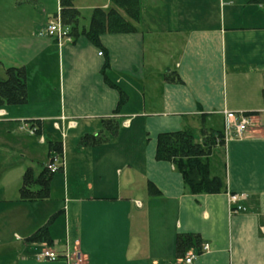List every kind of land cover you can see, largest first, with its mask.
Returning a JSON list of instances; mask_svg holds the SVG:
<instances>
[{
	"label": "crops",
	"instance_id": "obj_1",
	"mask_svg": "<svg viewBox=\"0 0 264 264\" xmlns=\"http://www.w3.org/2000/svg\"><path fill=\"white\" fill-rule=\"evenodd\" d=\"M73 6L77 30L59 45L45 32L59 0L0 2V59L24 66L27 85L26 103L0 106L2 133L19 121L41 135L52 128L64 160L48 198L21 201L32 146L0 140V264H185L197 249L178 256L180 234L209 244L190 264H264V0H139L134 30L104 32L98 44L81 33V14L112 0ZM45 57L55 83L43 81ZM224 111L250 115L251 127L227 132ZM184 129L199 143L223 134L209 159L225 191L192 194L173 163L155 158L158 134ZM229 193L246 195L244 210L230 211ZM44 248L67 258H38Z\"/></svg>",
	"mask_w": 264,
	"mask_h": 264
},
{
	"label": "trees",
	"instance_id": "obj_2",
	"mask_svg": "<svg viewBox=\"0 0 264 264\" xmlns=\"http://www.w3.org/2000/svg\"><path fill=\"white\" fill-rule=\"evenodd\" d=\"M74 0H59L60 15L71 28L73 35L77 30L79 12L73 6ZM113 5L108 9L96 8L93 10L89 24L83 33L90 41L99 43V35L104 32H131L134 30L133 21L139 20V0H112ZM122 10L124 15L120 12ZM27 101L26 69L24 66H8L5 68V77L0 78V106L22 105ZM38 133V131H35ZM92 141H97L92 138ZM88 138L83 141L88 143ZM91 141V140H90ZM223 142L220 131L205 132L202 141L196 142L193 133L188 130L161 132L157 136L155 158L169 161L181 173L184 183L192 194H214L225 191L222 177L210 173L209 155L214 145ZM61 141L49 142V156L61 154ZM53 172L43 167L37 175L28 168L22 176L19 188V200H43L48 198L50 181ZM150 194L156 193L149 184ZM44 237V230H38L32 240ZM201 240L196 234H180L176 239V253L184 256L189 249L200 250Z\"/></svg>",
	"mask_w": 264,
	"mask_h": 264
},
{
	"label": "rangeland",
	"instance_id": "obj_3",
	"mask_svg": "<svg viewBox=\"0 0 264 264\" xmlns=\"http://www.w3.org/2000/svg\"><path fill=\"white\" fill-rule=\"evenodd\" d=\"M0 2H8V0H0ZM27 2V1H26ZM25 15H27L29 17V14H31V8H25ZM90 14H91V10L90 9H85L84 11H82L81 14V23H84L89 21L90 19ZM4 15V11L2 9H0V16ZM22 16V14H21ZM47 25V24H46ZM45 25V26H46ZM14 43L12 41L10 42H5L4 44L8 47V48H13L14 45L12 47L11 44ZM7 48V49H8ZM10 51V49H9ZM8 55H10L8 53ZM9 57H4V59H0V78H4L5 77V67L7 66H11V65H19L17 63H14L15 61H13L12 59H7ZM46 61H45V65H43L44 70H46V74L43 75V81L46 82L47 84L50 83H55L57 80V76H56V70H55V66H54V60L52 57H45ZM36 62H32L31 64H29V70L33 71L34 73H30L31 76H33V80H35V84L39 85V75H37V68L35 66ZM30 76V77H31ZM11 107H16V106H11ZM43 106H34L32 107V109L34 110H43ZM248 115V114H247ZM249 117V121L248 123H246L244 129L240 132L237 133L235 127H231V129L229 131H234L237 135L242 134L245 130H247L249 127H251V119H250V115ZM3 120L1 119V122ZM76 124V123H75ZM21 126H23L25 129L20 128ZM3 127L5 128L6 126L3 124H0V140H5L6 142H8L9 146L11 148H14L16 150H22L24 149L25 145L29 143V145L32 146V158L34 160L33 164H32V170L33 173L41 170L43 168V163L48 160V156H47V151H48V140L49 138H54L58 141L62 140L61 134H59L56 130H52V128H49L46 131V134L41 135V134H29L30 129H33L30 125L29 122H24V121H19L16 124L11 125L10 127V132L9 133H2V129ZM228 131V132H229ZM196 139L198 138V134L196 133ZM40 136H42L44 142L39 143L40 142ZM4 142V141H3ZM30 146V147H31ZM47 156V158H46ZM35 171V172H34ZM80 262V261H78Z\"/></svg>",
	"mask_w": 264,
	"mask_h": 264
},
{
	"label": "built area",
	"instance_id": "obj_4",
	"mask_svg": "<svg viewBox=\"0 0 264 264\" xmlns=\"http://www.w3.org/2000/svg\"><path fill=\"white\" fill-rule=\"evenodd\" d=\"M45 32L47 35L54 37L58 44H61V40H65L66 42L70 43L72 41L71 36V28L69 25L64 23L60 11L53 16L47 23L45 27ZM98 55H102L101 51H98ZM249 115L244 113H234V112H228L224 111V122H225V130L228 132L231 127H235L236 132L240 133L246 123L249 121ZM65 117H61V120H65ZM56 128H58L57 123L54 124ZM75 125V122H70L69 127H73ZM35 128L30 129V133H35ZM64 165V160L62 159L61 154H52L49 156L48 160L44 164V167L50 171V172H56L60 170ZM246 198V195L244 193H229L228 194V205L231 212H237L240 210H244V206L241 205V201ZM209 250V244L203 243L200 246V250L196 252H189L184 257L185 264H190L193 259L198 256L200 253H203L205 251ZM38 258L41 259H47L51 261L59 260L62 258H67V255H61L60 253H57L49 248H44L41 250ZM81 261L79 258L77 259V262Z\"/></svg>",
	"mask_w": 264,
	"mask_h": 264
}]
</instances>
